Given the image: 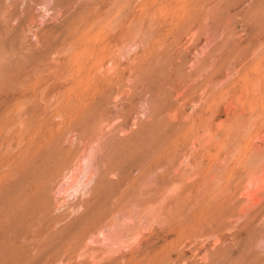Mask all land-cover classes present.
I'll use <instances>...</instances> for the list:
<instances>
[{
  "label": "rangeland",
  "instance_id": "1",
  "mask_svg": "<svg viewBox=\"0 0 264 264\" xmlns=\"http://www.w3.org/2000/svg\"><path fill=\"white\" fill-rule=\"evenodd\" d=\"M263 183L264 0H0V264H264Z\"/></svg>",
  "mask_w": 264,
  "mask_h": 264
},
{
  "label": "bare ground",
  "instance_id": "2",
  "mask_svg": "<svg viewBox=\"0 0 264 264\" xmlns=\"http://www.w3.org/2000/svg\"><path fill=\"white\" fill-rule=\"evenodd\" d=\"M239 111V110H238ZM262 130V129H261ZM232 142V141H231ZM241 145V144H240ZM242 146V145H241ZM240 147V146H239ZM263 148V147H262ZM240 152V151H239ZM263 152V151H262ZM251 177V176H250ZM250 184V183H249ZM264 184V183H263ZM251 185V184H250ZM224 187V186H223ZM262 188V187H261ZM246 190V189H245ZM246 192V191H245ZM241 195V194H240ZM250 195V194H249ZM254 197V196H253ZM251 199V198H250ZM255 202V201H254Z\"/></svg>",
  "mask_w": 264,
  "mask_h": 264
}]
</instances>
